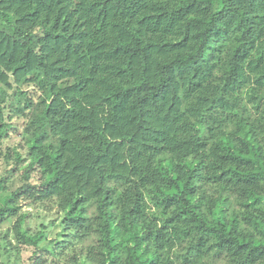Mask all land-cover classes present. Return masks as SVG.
<instances>
[{
  "label": "clouds",
  "instance_id": "clouds-1",
  "mask_svg": "<svg viewBox=\"0 0 264 264\" xmlns=\"http://www.w3.org/2000/svg\"><path fill=\"white\" fill-rule=\"evenodd\" d=\"M46 30L41 16L18 38ZM240 35L199 90L174 77L152 101L157 76L120 107L137 81L115 68L53 80L37 47L17 82L25 50L0 63V264H264V73L245 62L243 91L225 88Z\"/></svg>",
  "mask_w": 264,
  "mask_h": 264
},
{
  "label": "trees",
  "instance_id": "trees-1",
  "mask_svg": "<svg viewBox=\"0 0 264 264\" xmlns=\"http://www.w3.org/2000/svg\"><path fill=\"white\" fill-rule=\"evenodd\" d=\"M71 2L0 0V63H15L20 50H25L24 63L13 72L17 82L36 63L38 47L43 55L37 66L53 80L80 72L91 75L107 66L116 69L117 78L126 74L137 81L136 88L115 93L120 100L117 107L126 105L133 94L139 97L142 90L152 88L157 76L160 83L151 93L152 101L169 93L174 77L191 75V94L214 73L219 55L234 43L236 33L241 35L235 41L225 88L243 91L251 79L245 75V62L248 72L264 73V0H79L75 8H71ZM41 16L47 30L34 42H22L18 38L21 29ZM57 52L63 61L78 57L71 70L44 62ZM209 61L215 63L200 72L198 66ZM255 83L264 87V75H258ZM79 88L72 85L64 91L68 94ZM148 102V96L138 100L140 105ZM54 104L55 99L45 115L53 114ZM27 107H32L31 100Z\"/></svg>",
  "mask_w": 264,
  "mask_h": 264
},
{
  "label": "rangeland",
  "instance_id": "rangeland-1",
  "mask_svg": "<svg viewBox=\"0 0 264 264\" xmlns=\"http://www.w3.org/2000/svg\"><path fill=\"white\" fill-rule=\"evenodd\" d=\"M13 131H15V130H13Z\"/></svg>",
  "mask_w": 264,
  "mask_h": 264
}]
</instances>
